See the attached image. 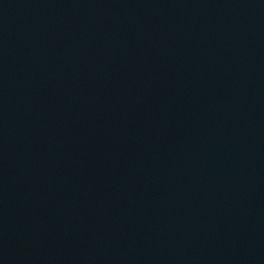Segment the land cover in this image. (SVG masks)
<instances>
[{"label":"water","instance_id":"95a60500","mask_svg":"<svg viewBox=\"0 0 264 264\" xmlns=\"http://www.w3.org/2000/svg\"><path fill=\"white\" fill-rule=\"evenodd\" d=\"M0 264H264V0H0Z\"/></svg>","mask_w":264,"mask_h":264}]
</instances>
